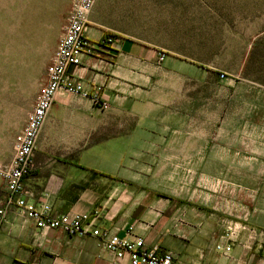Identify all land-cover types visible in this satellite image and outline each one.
Segmentation results:
<instances>
[{
    "label": "crops",
    "instance_id": "0c3cea01",
    "mask_svg": "<svg viewBox=\"0 0 264 264\" xmlns=\"http://www.w3.org/2000/svg\"><path fill=\"white\" fill-rule=\"evenodd\" d=\"M91 16L88 36L97 53L71 71L89 96L63 91L56 96L38 140L36 168L25 180L29 194L51 204L55 215L99 209L100 229L142 237L150 247L174 252L182 264H264V143L251 155L249 168L257 162L261 179L245 185L244 198L230 203L227 214L210 211L214 200L204 196L197 208L160 197L177 195L173 188L183 184L173 173L188 171V165L174 164L190 153L188 137L166 126L170 107L157 92L155 49L123 36L98 48L105 29ZM97 88L108 104L105 110L92 101ZM28 108L21 106L9 146L0 148V167L13 158ZM197 149L204 153L203 137ZM7 196L0 176V210L5 208L0 264H130L93 236L37 228L15 207H5ZM231 224L240 227L233 241L226 238ZM220 243L230 244L231 252H217Z\"/></svg>",
    "mask_w": 264,
    "mask_h": 264
},
{
    "label": "rangeland",
    "instance_id": "374dc122",
    "mask_svg": "<svg viewBox=\"0 0 264 264\" xmlns=\"http://www.w3.org/2000/svg\"><path fill=\"white\" fill-rule=\"evenodd\" d=\"M72 5L0 0L2 149L21 106L31 110L39 95ZM91 14L102 38L155 49L157 92L170 107L166 126L188 137V158L174 164L188 171L173 173L183 185L159 196L192 208L204 196L214 200L210 211L227 214L245 185L261 179L257 162L249 168L264 143V0H96Z\"/></svg>",
    "mask_w": 264,
    "mask_h": 264
},
{
    "label": "built area",
    "instance_id": "2783aa9c",
    "mask_svg": "<svg viewBox=\"0 0 264 264\" xmlns=\"http://www.w3.org/2000/svg\"><path fill=\"white\" fill-rule=\"evenodd\" d=\"M95 2L96 0H73L65 31L58 42L45 82L35 105L27 114L24 128L15 138L13 158L9 164L0 167V176L8 191L5 207H15L39 229L60 230L69 236L98 238L104 249L113 253L117 259H128L130 264H182L174 252L160 246L150 247L142 237H121L108 229H100L96 225L101 215L99 209L92 213L55 215L51 204L44 200L36 201L25 187V180L36 168L34 156L38 140L58 93L63 91L89 96L71 71L82 65L84 57L97 53L98 49L88 36L89 16ZM114 40L112 36L101 38L97 43L98 48L112 45ZM101 91V88H97L92 101L96 107L105 110L108 104L102 100ZM4 214L5 208L0 210V216ZM1 223L0 218V225ZM239 230L240 227L236 224L229 225L226 238L233 241ZM231 250L230 244L216 245L219 253L228 254Z\"/></svg>",
    "mask_w": 264,
    "mask_h": 264
}]
</instances>
